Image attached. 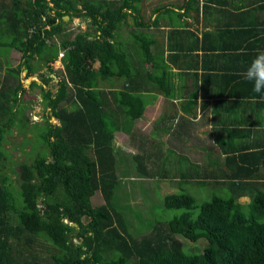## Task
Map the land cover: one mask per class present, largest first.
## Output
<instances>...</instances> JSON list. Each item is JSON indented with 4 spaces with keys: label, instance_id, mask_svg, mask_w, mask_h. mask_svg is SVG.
<instances>
[{
    "label": "trees",
    "instance_id": "16d2710c",
    "mask_svg": "<svg viewBox=\"0 0 264 264\" xmlns=\"http://www.w3.org/2000/svg\"><path fill=\"white\" fill-rule=\"evenodd\" d=\"M143 1L0 0V70L8 51L7 75L1 79L0 74V264H264V178L259 174L264 148L235 147L234 133L228 140L233 147H219L229 172L223 167L221 173H204L191 162L190 169L177 168V178L170 176L171 163L159 164L146 152L132 156L140 175L167 179L177 188L163 206L186 210L182 215L156 221L149 233L134 236L115 204L116 134L135 139V122L146 109L142 78L149 75L161 94L173 97L171 70L156 59L150 37L141 31L152 23L141 11ZM184 1L188 9L198 0ZM65 16L89 20L90 30L70 37ZM130 21L133 28L123 30ZM125 31L130 49L121 35ZM12 51L21 54L15 67ZM59 54L64 70L53 66ZM41 68L49 71L39 74L43 85L32 82L31 88L41 90L50 110L37 136L46 153L19 164L17 196L2 146L17 122L20 128L29 124L19 110L26 91L19 75L34 76ZM52 73L58 78L56 92L45 87L54 82ZM188 184L221 189L227 197L213 195L199 204L184 191ZM97 191L104 204L94 206ZM244 197L248 202L240 201ZM200 240L207 245L194 253L190 248Z\"/></svg>",
    "mask_w": 264,
    "mask_h": 264
},
{
    "label": "crops",
    "instance_id": "0c3cea01",
    "mask_svg": "<svg viewBox=\"0 0 264 264\" xmlns=\"http://www.w3.org/2000/svg\"><path fill=\"white\" fill-rule=\"evenodd\" d=\"M184 4H141L143 15L152 20L141 31L150 37L156 59L162 58L171 70L173 97L161 94L149 75L143 77L146 109L135 122V139L118 132L125 137L124 146L130 145L128 139L133 142L134 154L146 152L159 164L171 163L170 176L177 178V168L190 169L191 162L204 173H221L223 167L228 171L220 145L264 148V93H255L242 75L264 51V0H198L188 9ZM121 35L130 49L128 32ZM230 132L235 135L233 146L228 143ZM260 166L264 178V164Z\"/></svg>",
    "mask_w": 264,
    "mask_h": 264
},
{
    "label": "rangeland",
    "instance_id": "374dc122",
    "mask_svg": "<svg viewBox=\"0 0 264 264\" xmlns=\"http://www.w3.org/2000/svg\"><path fill=\"white\" fill-rule=\"evenodd\" d=\"M65 22V34L70 37H73L79 31L90 30V22L85 18H74L73 20L66 18ZM131 22L130 26L128 28L124 27L123 30H131L133 28L131 27ZM129 39L131 40L130 36ZM7 53L8 51H3V55L5 56L2 60V69L0 70L1 79L7 75ZM9 58L12 62L11 65L15 67L21 61V54L17 51H12ZM61 58L62 54H59L58 59L53 64L55 70H64ZM94 66H99V63H95ZM44 72L46 74L49 71L46 68H41L38 74L34 76H28L26 71L20 73L19 79L26 91L21 95L23 102L19 110L29 116V124L24 128H20L19 122H17L18 125L11 128L9 133L6 134L5 142L2 146L8 158L6 174L11 178V188L17 196H19L20 192L18 187L19 164L22 162H31L37 154L46 153V148L38 142L37 136L40 130L45 129V126L42 125L45 124L47 117L50 115V110L45 106L41 90L38 87L31 88L32 82L43 85L39 79V74ZM52 74V78H55L54 82H51L49 86L45 87L56 92L57 87L55 82H57L58 78L54 73ZM50 122L59 124L55 118H51ZM116 136V147L118 149L117 172L120 177V185L116 191L115 204L122 209L126 216L131 233L134 236L147 234L151 231L156 221H170L174 217L185 213L186 210L183 209L164 208V197L178 192L177 188L172 187L169 180L149 179L140 175L136 171L135 162L132 159L135 153L133 150H136L133 142L128 139L130 145L126 147L124 146V135L117 133ZM184 191L193 195L199 204L209 200L213 195L227 197L221 189L217 190L211 187L201 188L190 184L186 185ZM240 201L243 203L248 202V198L241 199ZM92 203L94 206L104 204L100 191H97L94 197H92ZM243 211L247 216L249 215L248 207H245ZM198 213V209L193 210V217L196 218ZM78 242V238L74 239V243ZM193 245L196 248L192 246L190 248L191 251L200 253L207 243L204 240H200L197 243H193Z\"/></svg>",
    "mask_w": 264,
    "mask_h": 264
},
{
    "label": "clouds",
    "instance_id": "9594fccd",
    "mask_svg": "<svg viewBox=\"0 0 264 264\" xmlns=\"http://www.w3.org/2000/svg\"><path fill=\"white\" fill-rule=\"evenodd\" d=\"M242 75L246 81L252 83L255 93H264V51L257 53Z\"/></svg>",
    "mask_w": 264,
    "mask_h": 264
},
{
    "label": "water",
    "instance_id": "95a60500",
    "mask_svg": "<svg viewBox=\"0 0 264 264\" xmlns=\"http://www.w3.org/2000/svg\"><path fill=\"white\" fill-rule=\"evenodd\" d=\"M66 18H69V17H68V16H65V17H64V20H65Z\"/></svg>",
    "mask_w": 264,
    "mask_h": 264
}]
</instances>
